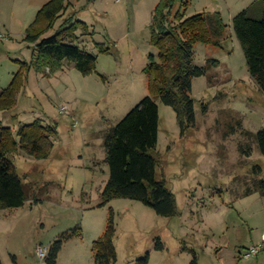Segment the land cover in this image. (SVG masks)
Wrapping results in <instances>:
<instances>
[{
  "label": "rangeland",
  "instance_id": "374dc122",
  "mask_svg": "<svg viewBox=\"0 0 264 264\" xmlns=\"http://www.w3.org/2000/svg\"><path fill=\"white\" fill-rule=\"evenodd\" d=\"M43 1L0 0V93L21 63L30 66L27 88L11 110L0 111V122L17 131L41 120L58 132L48 158L12 156L28 200L0 210L2 264H46L37 249L48 251L75 232L80 235L64 243L57 264H95L94 242L112 220L115 264H264V249L247 257L252 247H264V195L254 186L264 179L256 139L264 129V92L233 31L235 16L256 0H188L187 16L218 12L228 28L223 47H194V65L206 68L193 79L195 127L183 136L175 110L156 101L157 177L176 197L174 218L138 200L103 198L110 177L105 136L150 95L144 70L158 53L151 26L161 0H69L91 33L77 32L78 46L97 58L88 76L68 61L52 76L36 71L27 31Z\"/></svg>",
  "mask_w": 264,
  "mask_h": 264
},
{
  "label": "trees",
  "instance_id": "16d2710c",
  "mask_svg": "<svg viewBox=\"0 0 264 264\" xmlns=\"http://www.w3.org/2000/svg\"><path fill=\"white\" fill-rule=\"evenodd\" d=\"M178 1L161 0L154 11L151 42L158 53L149 57L144 70L150 95L109 130L104 144L110 170L103 191L105 203L115 198L138 200L167 218H174L179 212L174 193L165 180L157 177L160 118L156 101L175 110L183 136L195 127L193 79L204 76L206 68L194 65V47L197 44L223 47L228 28L218 12L187 16L188 0H182L180 10L173 15ZM78 13L69 0H49L40 9L27 31V39L36 46L33 65L38 73L52 76L66 61L73 62L85 76L96 71L97 58L77 44L79 30L91 34L89 26L77 19ZM66 14L69 16L55 33L44 37ZM233 31L252 79L264 92V0H256L235 16ZM99 47L101 52L107 51L104 46ZM29 72L30 66L21 63L10 85L0 93L1 112L17 104L18 96L27 88ZM14 129L0 122V210L22 207L28 200L25 183L12 160L13 154L23 151L35 159H46L54 147L52 138L58 135L56 125L47 126L41 120L22 125L17 131ZM256 139L264 155V129L257 133ZM255 169L257 175L262 173L260 166L256 165ZM254 186L264 195V179L256 181ZM79 235L75 232L61 236L48 249L45 263L57 264L64 243ZM114 236L112 220L103 236L94 242L95 264L116 263Z\"/></svg>",
  "mask_w": 264,
  "mask_h": 264
},
{
  "label": "built area",
  "instance_id": "2783aa9c",
  "mask_svg": "<svg viewBox=\"0 0 264 264\" xmlns=\"http://www.w3.org/2000/svg\"><path fill=\"white\" fill-rule=\"evenodd\" d=\"M66 109H65V107H63L62 109H61V112H64ZM263 241H264V238H263ZM262 249H264V247L263 246H260V247H252L250 250H249V252H248V254H247V257L248 256H256V255H258L260 252H261V250ZM47 249L46 248H43V247H39L38 249H37V255H38V258H39V260L41 261V263H43V262H45L46 261V258H47Z\"/></svg>",
  "mask_w": 264,
  "mask_h": 264
},
{
  "label": "crops",
  "instance_id": "0c3cea01",
  "mask_svg": "<svg viewBox=\"0 0 264 264\" xmlns=\"http://www.w3.org/2000/svg\"><path fill=\"white\" fill-rule=\"evenodd\" d=\"M48 1H49V0H44L43 2H44V3H47ZM44 3H43V4H44Z\"/></svg>",
  "mask_w": 264,
  "mask_h": 264
}]
</instances>
